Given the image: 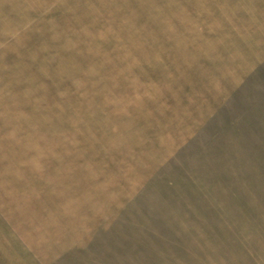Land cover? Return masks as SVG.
Instances as JSON below:
<instances>
[{"label": "rangeland", "instance_id": "374dc122", "mask_svg": "<svg viewBox=\"0 0 264 264\" xmlns=\"http://www.w3.org/2000/svg\"><path fill=\"white\" fill-rule=\"evenodd\" d=\"M0 264H264V0H0Z\"/></svg>", "mask_w": 264, "mask_h": 264}]
</instances>
